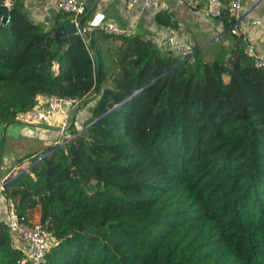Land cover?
Here are the masks:
<instances>
[{"label":"trees","instance_id":"16d2710c","mask_svg":"<svg viewBox=\"0 0 264 264\" xmlns=\"http://www.w3.org/2000/svg\"><path fill=\"white\" fill-rule=\"evenodd\" d=\"M10 9L0 127L49 97L95 100L80 136L6 186L19 215L41 207L54 237L41 264H264V69L242 34L226 63L197 47L184 61L98 26L90 49L59 44L57 29ZM71 20L60 12L57 24ZM215 20L231 32L229 16ZM0 264H30L1 222Z\"/></svg>","mask_w":264,"mask_h":264},{"label":"built area","instance_id":"2783aa9c","mask_svg":"<svg viewBox=\"0 0 264 264\" xmlns=\"http://www.w3.org/2000/svg\"><path fill=\"white\" fill-rule=\"evenodd\" d=\"M129 10L134 9L140 3L144 7L157 14L167 13L171 15L173 20L172 6L162 0H125ZM191 9H199L203 6L205 13L210 19H217L229 16L234 22L231 32L233 36L241 34V26L243 24V0H227V4L223 0H184ZM58 9L62 13L72 15L70 23L76 27L75 35L78 39H82L87 47H91L92 35L96 26L83 23V17L87 11L86 0H60ZM261 25L260 21L253 23ZM106 34L115 36H133L135 35L131 29H121L114 24H106L100 27ZM226 33L225 29L217 36L220 38ZM160 47L165 51H171L181 60L187 61L195 56V49L192 44L180 41L176 37H166ZM92 53V49H91ZM93 54V53H92ZM245 54L253 61L257 69H264V54H259L254 45L249 44L245 50ZM85 99H75L69 97H49L29 111L23 112L17 119V123L27 127H57L58 139L50 142L48 148L40 153L34 154L17 162L10 171L0 179V200L5 197L7 184L18 177L25 174H31L33 169L46 157L51 156L58 149L64 148L71 141L80 136L86 126L78 125L76 116L84 107ZM7 225L11 231L13 239L17 238L21 241L23 248L17 244L16 249L23 251L26 255V261L30 264H41L53 241V235L41 223H33L26 216L19 215L16 204L12 200H7Z\"/></svg>","mask_w":264,"mask_h":264},{"label":"crops","instance_id":"0c3cea01","mask_svg":"<svg viewBox=\"0 0 264 264\" xmlns=\"http://www.w3.org/2000/svg\"><path fill=\"white\" fill-rule=\"evenodd\" d=\"M86 1L87 11L83 17L84 24L98 27L114 24L121 29H131L135 36L154 42L161 50H163L160 47L161 41L171 36L197 47L202 51L204 58H206L207 52H210L211 59H219L221 62L226 63L235 45V38L229 33H224L220 38H217L224 30V24L219 20L210 19L205 13L204 5L199 9H191L184 0H162L168 2L173 8L171 23L174 24V26H163L157 23L155 14L147 10L143 3L129 10L125 0ZM17 2L33 22L42 25L45 29H58L60 26L69 24V22L63 25L57 24V17L60 14L58 9L60 0H8L6 4L11 8L13 3ZM242 10L244 20L240 30L244 37L245 50L249 44H252L259 54H264V0H243ZM256 21H260L261 25H254L253 23ZM91 98L89 97V99ZM94 101L84 106L77 114L76 122L78 125H83L82 123L89 116ZM36 134H38L39 141L45 147L15 160H7L1 155L0 179L20 159L44 152L49 143L56 141L59 137L57 127H38L36 128ZM7 211V200L3 198L0 200L1 223L7 224ZM36 212L38 216H35ZM35 217L38 218V221ZM40 219L41 207L38 206L30 212L29 220L35 223L40 222ZM15 244L23 248L21 241L17 238L14 239Z\"/></svg>","mask_w":264,"mask_h":264},{"label":"rangeland","instance_id":"374dc122","mask_svg":"<svg viewBox=\"0 0 264 264\" xmlns=\"http://www.w3.org/2000/svg\"><path fill=\"white\" fill-rule=\"evenodd\" d=\"M210 55L211 53L207 52L206 61L214 62L216 59H211ZM0 133V152L2 157L7 160H15L16 158L27 156L45 147L39 141L35 127L14 123L7 127H0ZM35 214V216H38L37 212ZM35 218L38 221V218Z\"/></svg>","mask_w":264,"mask_h":264},{"label":"water","instance_id":"95a60500","mask_svg":"<svg viewBox=\"0 0 264 264\" xmlns=\"http://www.w3.org/2000/svg\"><path fill=\"white\" fill-rule=\"evenodd\" d=\"M10 7L5 4V5H0V13L4 15L3 18V23L8 24L9 18H10ZM76 33V27L74 24L69 23L63 26H60L55 34L56 41L61 44V43H70L73 41H76L78 37L75 35ZM92 57L97 65L99 67V56L96 52L92 54Z\"/></svg>","mask_w":264,"mask_h":264}]
</instances>
